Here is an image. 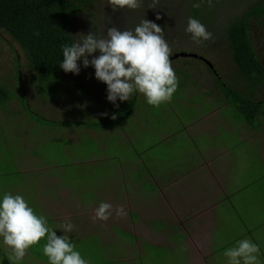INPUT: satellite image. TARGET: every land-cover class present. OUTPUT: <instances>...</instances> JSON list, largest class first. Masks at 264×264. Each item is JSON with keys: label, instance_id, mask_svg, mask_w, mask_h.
Listing matches in <instances>:
<instances>
[{"label": "rangeland", "instance_id": "rangeland-1", "mask_svg": "<svg viewBox=\"0 0 264 264\" xmlns=\"http://www.w3.org/2000/svg\"><path fill=\"white\" fill-rule=\"evenodd\" d=\"M87 85L105 89L101 81ZM196 96L192 106L185 93L159 108L143 103L147 115L126 121L121 133L78 138L49 130V106L38 108L44 120L37 124L16 119V130L12 105L0 113V201L21 195L88 264H227L224 251L242 239L258 245L264 264L263 142L232 104L222 107L230 99ZM31 109L30 119L38 110ZM195 198L200 203L183 211ZM102 202L113 215L94 221ZM117 207L126 216H116ZM189 209L196 210L182 218ZM67 221L70 233L61 228ZM36 248L17 261L0 237V264H41L46 256Z\"/></svg>", "mask_w": 264, "mask_h": 264}, {"label": "trees", "instance_id": "trees-1", "mask_svg": "<svg viewBox=\"0 0 264 264\" xmlns=\"http://www.w3.org/2000/svg\"><path fill=\"white\" fill-rule=\"evenodd\" d=\"M251 1L255 3H243L242 8L238 7L237 0H213L211 8L206 3L195 8L193 4L197 0H159L156 7L150 9L152 0H142V6L135 11L114 12L107 0H0V33L11 41V44L7 43L0 35V113L9 114L11 106L17 103L11 119L15 118L13 128L19 130L20 120L16 119L25 120L23 117H26L29 122L37 124L44 120L38 108L44 110L49 106V130L56 135L64 130L65 136L69 132L70 136L77 138L82 134L90 137L96 131L120 132L126 121H133L140 114L147 115L143 107L147 100L138 92L130 101L117 100L113 104L107 99L105 83L101 93L95 86H88L87 81L99 80L95 77V68H84L83 60L78 61L79 75L66 73L59 66L63 62L62 45H71L72 36L94 32L100 37L113 26L133 30L145 18L163 29L172 53L187 48L192 41L191 34L186 32L189 17L199 20L207 30L213 28L216 33L220 27L219 32L230 34V40L234 42L232 46L238 50L236 60L246 83H255L264 76L263 65L254 53V36L264 34V0ZM157 15L162 18L157 20ZM255 20L262 22L255 25ZM99 55L97 51L95 56ZM170 60L179 80L173 97L185 93L192 98L198 95L201 102L207 99L212 103L230 99L229 105L224 102L222 107L232 104L231 108L245 118L251 133L260 135L258 138L264 146V101H254L248 90L226 87L221 82L218 88H201L199 84L192 88L193 79L189 73ZM192 98L184 101L192 106ZM32 105L38 109L35 111L38 116L33 115L30 119L27 115L32 114ZM113 115L116 119H112Z\"/></svg>", "mask_w": 264, "mask_h": 264}, {"label": "clouds", "instance_id": "clouds-1", "mask_svg": "<svg viewBox=\"0 0 264 264\" xmlns=\"http://www.w3.org/2000/svg\"><path fill=\"white\" fill-rule=\"evenodd\" d=\"M158 3L159 0H152L149 8L154 9ZM205 3L209 8L213 6V0H197L193 7L199 8ZM107 4L114 12L124 9L135 11L142 6V0H107ZM161 18L156 16L157 20ZM186 32L191 34L196 44L213 38L205 25L192 17L187 20ZM72 37L71 45H62L63 62L59 66L64 72L76 75L81 71L80 60H83L84 68L94 67L96 79L107 85V99L113 104L117 100L130 101L138 92L149 105L159 108L170 102L177 92L179 80L170 60L172 49L164 38L163 29L156 23L145 18L133 30L113 26L100 37L94 32ZM97 51L99 56H95ZM112 119L116 116L113 115ZM115 214L126 216L123 207H117ZM112 215L113 206L102 202L95 209L93 220L108 221ZM61 228L64 233H70L74 225L67 221ZM0 237L17 261L22 260L33 247H39L48 258V264H88L69 237L58 236L47 218L38 215L21 195H3L0 201ZM223 255L227 257V264H260V249L250 239L238 241Z\"/></svg>", "mask_w": 264, "mask_h": 264}, {"label": "flooded vegetation", "instance_id": "flooded-vegetation-1", "mask_svg": "<svg viewBox=\"0 0 264 264\" xmlns=\"http://www.w3.org/2000/svg\"><path fill=\"white\" fill-rule=\"evenodd\" d=\"M243 3L253 4L255 2L244 0L240 3L237 0L238 7H241ZM258 22L262 21L255 20V25ZM208 31L212 33V40L202 44H196L192 40L190 45L187 44V48L176 50L170 56V59L183 66L186 73H189L193 79L190 87L196 88L199 84L201 88H218L221 82L226 87L248 90L250 98L262 103L264 101V76L260 75L261 80L255 83H246L236 60L238 50L233 48L234 42L230 40V34H221L220 27H217L218 33L214 32L213 28H209ZM254 46V53L264 68V34L259 33L254 36Z\"/></svg>", "mask_w": 264, "mask_h": 264}, {"label": "crops", "instance_id": "crops-1", "mask_svg": "<svg viewBox=\"0 0 264 264\" xmlns=\"http://www.w3.org/2000/svg\"><path fill=\"white\" fill-rule=\"evenodd\" d=\"M137 182V181H136ZM138 183V182H137ZM139 183H141V180H140V182ZM66 191H68L67 189H64V191H60V192H66ZM197 197V196H196ZM196 199V198H195ZM195 199H191L190 201H188V199H186V202L184 203V209H183V211H186L188 208H189V205H191V204H194L195 206H197V202H199L197 199L195 200ZM82 201V200H81ZM191 201H194V202H191ZM200 203V202H199ZM42 204H43V206L46 204V200L44 201L43 200V202H42ZM46 206V205H45ZM217 204H214L213 205V208H212V210L215 212V210L217 209ZM196 209H198V208H196ZM196 209H189L188 210V212L187 213H185L184 214V216L182 217V218H184V219H186L188 216H190V215H192V213H193V211H195ZM183 211H181L180 213H182ZM160 221V220H159ZM185 226H188V223H186V225ZM117 228V227H116ZM180 228V227H179ZM181 229V228H180ZM180 232L181 233H183L184 235H186V230L184 229V231H183V229H181L180 230ZM187 234H188V230H187ZM90 235H92L91 233H90ZM33 248H35V247H33ZM34 250V249H33ZM34 251H40L39 249H38V247L36 248V250H34ZM209 251H210V249H209ZM41 259H43L44 260V262L43 263H41V264H48V258L47 257H45V258H41ZM38 262V261H37Z\"/></svg>", "mask_w": 264, "mask_h": 264}]
</instances>
